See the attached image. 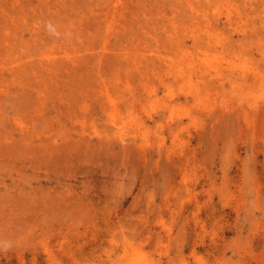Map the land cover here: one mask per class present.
Listing matches in <instances>:
<instances>
[{
  "label": "rangeland",
  "instance_id": "374dc122",
  "mask_svg": "<svg viewBox=\"0 0 264 264\" xmlns=\"http://www.w3.org/2000/svg\"><path fill=\"white\" fill-rule=\"evenodd\" d=\"M0 264H264V0H0Z\"/></svg>",
  "mask_w": 264,
  "mask_h": 264
}]
</instances>
